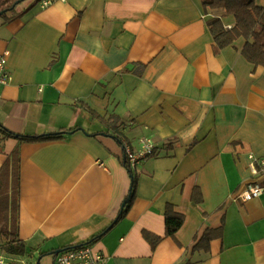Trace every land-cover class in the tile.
I'll return each instance as SVG.
<instances>
[{
    "label": "crops",
    "instance_id": "0c3cea01",
    "mask_svg": "<svg viewBox=\"0 0 264 264\" xmlns=\"http://www.w3.org/2000/svg\"><path fill=\"white\" fill-rule=\"evenodd\" d=\"M16 11L0 18V127L65 132L1 134L0 168L18 157L22 255L53 264L97 236L105 264H264V191L238 199L264 184L248 158H264V67L242 56V39L215 49L207 19L223 12L201 0H28ZM141 138L154 150L127 201L124 145L137 151ZM168 204L185 216L172 236Z\"/></svg>",
    "mask_w": 264,
    "mask_h": 264
},
{
    "label": "trees",
    "instance_id": "16d2710c",
    "mask_svg": "<svg viewBox=\"0 0 264 264\" xmlns=\"http://www.w3.org/2000/svg\"><path fill=\"white\" fill-rule=\"evenodd\" d=\"M23 0H0V18L3 21L13 19L17 15L16 7ZM206 11L221 10L222 15H231L232 24L226 26L222 15L209 16L207 26L213 36L215 49L220 50L233 45L238 39L243 40L241 54L254 67H264V5H259L256 0H201ZM1 134L11 135L22 139L47 140L61 137L65 132H52L27 137L16 134L0 127ZM119 140V136H115ZM18 157L14 151L0 168V249L9 255H22L25 252V244L18 238ZM131 189L126 200L132 197L135 187V178L132 171ZM200 195V193H199ZM200 201V196L197 199ZM125 205V204H124ZM124 206H122L123 208ZM121 215V213H120ZM119 215V216H120ZM165 232L167 235L174 233L182 226L185 220L184 214L174 210L172 205H166L164 211ZM152 246L159 241L158 236L146 235ZM206 239L209 236L206 235ZM93 237L88 243L95 240Z\"/></svg>",
    "mask_w": 264,
    "mask_h": 264
},
{
    "label": "built area",
    "instance_id": "2783aa9c",
    "mask_svg": "<svg viewBox=\"0 0 264 264\" xmlns=\"http://www.w3.org/2000/svg\"><path fill=\"white\" fill-rule=\"evenodd\" d=\"M42 4H49L54 0H41ZM229 26V25H226ZM9 51L0 53V86L5 84L10 76L7 72V60ZM1 137V132H0ZM154 150V145L150 139L140 141V149L131 150L124 145V165L128 171H133L136 166ZM249 167L251 172L258 174L264 170V158L256 157L253 154L248 155ZM264 191V184L258 181L247 182L244 189L238 194V199L247 201L253 197H259ZM53 264H105L107 257L98 250H95L91 243L84 242L78 245L62 248V250L53 253ZM0 264H30L20 261L16 258L0 254Z\"/></svg>",
    "mask_w": 264,
    "mask_h": 264
},
{
    "label": "rangeland",
    "instance_id": "374dc122",
    "mask_svg": "<svg viewBox=\"0 0 264 264\" xmlns=\"http://www.w3.org/2000/svg\"><path fill=\"white\" fill-rule=\"evenodd\" d=\"M25 1H28V0H23L21 3H24ZM30 1V0H29ZM21 5V4H20ZM217 11L218 10H214L213 12H215V13H217ZM223 14V13H222ZM223 18V17H222ZM225 18H224V22H225ZM49 258L48 259H46V260H42L43 258H45L46 256H42V259H40L41 261V264H49V260H50V255H47ZM39 256L38 255H36V257L35 258H31L30 256H28V255H22V256H19L18 257V260H20V261H24V262H27V263H32V264H35V262H36V259L38 258Z\"/></svg>",
    "mask_w": 264,
    "mask_h": 264
},
{
    "label": "water",
    "instance_id": "95a60500",
    "mask_svg": "<svg viewBox=\"0 0 264 264\" xmlns=\"http://www.w3.org/2000/svg\"><path fill=\"white\" fill-rule=\"evenodd\" d=\"M124 204H125V201H124V203H123V206H124ZM60 250H62V248H61V249H58V250H56V251H55V253H56V252H58V251H60Z\"/></svg>",
    "mask_w": 264,
    "mask_h": 264
}]
</instances>
